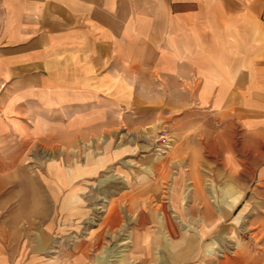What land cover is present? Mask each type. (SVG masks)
Listing matches in <instances>:
<instances>
[{
    "label": "crops",
    "instance_id": "crops-1",
    "mask_svg": "<svg viewBox=\"0 0 264 264\" xmlns=\"http://www.w3.org/2000/svg\"><path fill=\"white\" fill-rule=\"evenodd\" d=\"M106 105L144 120L154 113L153 121H162L171 113L173 125L196 112L221 127L236 117L244 135H263L264 0H0V141L12 137L23 144L30 133L44 144L57 134L77 140L99 124L96 115ZM207 142L226 149L227 131ZM18 155L11 152L13 159ZM4 160L1 151L0 208ZM241 196L233 197V206ZM24 207L26 214L10 221L15 239L0 213V264H53L28 250L37 217ZM163 217L143 213L139 220L166 223L172 233L173 216ZM202 228L184 234L174 254L149 248L165 232L141 234L139 264H264L256 255L242 257L239 248L224 253L221 240L219 247L202 245ZM12 240H22V251ZM74 251L59 255L82 261L83 249Z\"/></svg>",
    "mask_w": 264,
    "mask_h": 264
},
{
    "label": "rangeland",
    "instance_id": "rangeland-1",
    "mask_svg": "<svg viewBox=\"0 0 264 264\" xmlns=\"http://www.w3.org/2000/svg\"><path fill=\"white\" fill-rule=\"evenodd\" d=\"M170 116L153 121V113L144 120L138 112L106 105L96 115L99 124L77 140L69 135L62 141L57 134L44 144L30 133L23 144L12 137L0 141L6 171L0 213L10 223L15 215L26 214V205L35 212L36 240L34 245L31 238L28 250L37 261L139 264L141 234L153 238L165 232V239L149 248L174 254L183 247L182 236L193 229L201 232L203 224L202 245L219 247L221 240L224 253L239 248L242 257L264 259V134L244 135L236 117L221 127L203 112L191 115L192 121L182 114L185 118L174 125ZM224 130L226 149L207 142ZM12 151L19 153L17 158ZM143 213L163 220L173 216L176 228L171 233L166 223L162 227L152 218L141 223ZM12 224L5 226L15 239ZM12 241L16 252L22 251V240ZM63 249H83L85 256L78 262L75 256L60 257Z\"/></svg>",
    "mask_w": 264,
    "mask_h": 264
}]
</instances>
